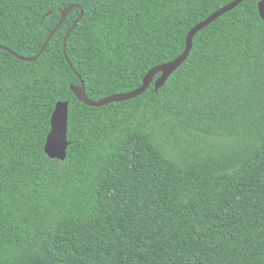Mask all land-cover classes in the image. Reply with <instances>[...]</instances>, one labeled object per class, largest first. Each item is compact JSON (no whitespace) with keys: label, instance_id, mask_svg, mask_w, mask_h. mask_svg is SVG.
Segmentation results:
<instances>
[{"label":"trees","instance_id":"16d2710c","mask_svg":"<svg viewBox=\"0 0 264 264\" xmlns=\"http://www.w3.org/2000/svg\"><path fill=\"white\" fill-rule=\"evenodd\" d=\"M0 0V264H264V20L243 0ZM84 11L82 19L63 41ZM51 11L50 14L47 12ZM69 102L66 157L45 151Z\"/></svg>","mask_w":264,"mask_h":264},{"label":"water","instance_id":"95a60500","mask_svg":"<svg viewBox=\"0 0 264 264\" xmlns=\"http://www.w3.org/2000/svg\"><path fill=\"white\" fill-rule=\"evenodd\" d=\"M242 1L243 0H233L232 2L221 7L220 9H218L217 11L212 13L210 16H208L206 19H204L203 21L199 22L194 27H192V29L187 34L186 45H185L184 51L174 60L159 64V65L151 68L147 72V74L144 76L143 83L140 87H138L132 91H129V92L115 93V94L109 95L107 97H103L99 100H92L88 97V95L86 93V87H85L84 81L82 80L81 76L79 75V77L81 79V84H79V85L71 84V90L75 93V95L79 98V100H81L85 104L90 105V106H102V105H106V104L114 102V101L127 100V99L137 97L138 95L143 93L150 86V84L154 81L155 75L160 72L159 77H157L154 81L155 88L156 89L159 88L160 86H162L165 83V81L170 76V74L174 70H176L177 67L185 61V59L189 55L190 50L192 48L193 38H194L195 34L199 30H201L202 28L207 26L209 23H211L213 20L218 18L220 15H222L225 12L236 7ZM75 7H80V6L77 4H72V5H69L68 7L64 8L61 11V17H60L58 24L49 33V35L47 36V38H46V40L42 46V48L40 49L39 53L36 56H34V57L21 56L18 53H16L15 51H13L12 49H10V48L2 45V44H0V49H4V50L12 53L14 56H16L22 60H25V61H31V60L37 59L43 53L48 42L52 38L53 34L56 32L58 27L62 24L65 17ZM258 9H259L260 16L264 20V0H261L259 2ZM50 13H51V11L47 12L46 15L50 14ZM83 15H84V11L81 8L80 15L78 16L76 21L73 23V25L68 29V31L65 34L64 41H63V50H64V54H65V57L67 60H68V56L66 53L67 38L70 35V33L74 30V28L77 26L78 22L82 19ZM68 63L72 67V64L70 63L69 60H68ZM68 106H69V102L67 100L58 101L56 103L55 109H54L52 116H51V129L47 135L46 144H45V151L52 158H58V159L63 160L66 157L67 147L69 145V141H68V115H69L68 110L69 109H68Z\"/></svg>","mask_w":264,"mask_h":264}]
</instances>
